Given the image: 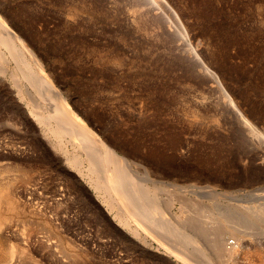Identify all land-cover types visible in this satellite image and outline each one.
I'll return each instance as SVG.
<instances>
[{
    "label": "rangeland",
    "instance_id": "374dc122",
    "mask_svg": "<svg viewBox=\"0 0 264 264\" xmlns=\"http://www.w3.org/2000/svg\"><path fill=\"white\" fill-rule=\"evenodd\" d=\"M0 15L136 180L177 198L153 236L121 225L40 132L8 57L0 183L16 206L0 264L11 249L20 264H186L167 249L188 234L217 262L218 232L264 242V0H0ZM247 251L223 264H264V243Z\"/></svg>",
    "mask_w": 264,
    "mask_h": 264
},
{
    "label": "bare ground",
    "instance_id": "6f19581e",
    "mask_svg": "<svg viewBox=\"0 0 264 264\" xmlns=\"http://www.w3.org/2000/svg\"><path fill=\"white\" fill-rule=\"evenodd\" d=\"M0 47L6 51V54H0V67L8 57L18 67L19 79L16 81L11 77L12 84L17 89L19 99L24 101L28 113L37 123L40 132L50 139L53 147L60 150L67 163L87 181L96 193L108 194V197L103 196L102 201L110 213L114 212L113 218L117 219L121 225L129 227V230L137 235L143 232L147 236H153L154 232L163 230L168 222V214L165 211L177 198L170 197L169 201L162 205L155 192L160 182L150 177L141 182L136 180L130 168L133 162L122 154L116 153L72 110L31 48L1 15ZM4 72V70L1 71V73ZM26 86L32 88L33 96L37 97L38 103L32 102L27 94ZM48 102L52 103V107L47 104ZM69 145L73 151L68 149ZM10 186V182L0 183V233L7 231L10 224L7 212L16 206ZM227 214L225 215L227 220L232 218V213L228 216ZM244 236L234 237L229 241L223 232H218L216 241L211 245L219 258L217 262L210 259L208 252L206 253L195 242V236L193 237L192 234L182 237L185 250L177 251L169 248L167 252L175 254L186 264H195L194 262L223 264L224 259L231 261L246 255L249 245L256 247L264 243L261 239H245ZM192 245L195 247L186 250ZM13 254L14 251L11 249L10 264H20L25 258V255Z\"/></svg>",
    "mask_w": 264,
    "mask_h": 264
}]
</instances>
